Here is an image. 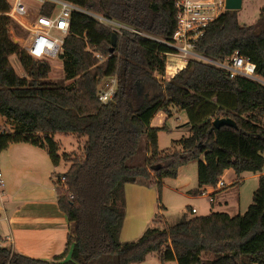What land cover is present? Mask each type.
Listing matches in <instances>:
<instances>
[{"label":"trees","instance_id":"1","mask_svg":"<svg viewBox=\"0 0 264 264\" xmlns=\"http://www.w3.org/2000/svg\"><path fill=\"white\" fill-rule=\"evenodd\" d=\"M67 1L85 12L70 14L58 55L63 78L52 80L49 61L31 57L12 39L15 23L2 13L8 3L0 0V151L24 142L45 150L53 165L65 161L67 169L53 182L58 207L70 223L63 251L50 259L16 252L0 236V264H130L151 252L162 264H264V158L258 154L264 151V84L229 77L210 62L237 51L255 63L264 79V4L251 24L238 21V9H224L195 42V53L204 59L190 57L163 82L166 54L176 52L169 45L177 19L175 0ZM55 10L45 2L40 12ZM89 13L127 28L115 30ZM112 32L117 41L111 52ZM12 54L25 76L14 70ZM112 77L115 92L102 102V85ZM173 108L186 112L189 134L160 149L158 132L166 126L151 121L159 112L170 116ZM221 117L234 120L236 128H215L213 120ZM221 131L246 143L250 153L241 144L219 146L213 136ZM57 133L72 134L84 144L60 154ZM221 148L226 156H213L217 169L204 182L216 187L228 167L237 176L232 185L243 172L258 174L252 202L243 213L211 210L164 227V215L157 214L137 239L120 240L127 183L155 185L160 200L164 178H175L181 166L199 161L204 151Z\"/></svg>","mask_w":264,"mask_h":264},{"label":"rangeland","instance_id":"2","mask_svg":"<svg viewBox=\"0 0 264 264\" xmlns=\"http://www.w3.org/2000/svg\"><path fill=\"white\" fill-rule=\"evenodd\" d=\"M24 1L29 5L32 11H39V0ZM263 4L264 0H242V6L237 12L238 21L245 24L253 23L258 17L259 8ZM10 34L12 39L22 47L27 32L17 25L15 27V24L12 23ZM9 59L16 73L25 76L26 74L19 63L17 55L12 54ZM179 59L177 52L170 53L167 56V76L170 75L171 70L177 65ZM49 63L51 65L49 78L52 80H61L63 78L61 59L56 57L49 60ZM167 76L165 75L163 82H167L172 77L168 78ZM69 82L70 80L66 81V83ZM158 120L159 118L156 114L151 124L153 126L159 125L157 124ZM186 121V112L173 108L172 114L166 119L167 129L158 132V147L160 149H165L170 146L173 139L187 136L189 134V128L188 125H184ZM3 122L4 118L0 117V125H2ZM1 127L2 126H0V128ZM54 138L61 144L60 154L63 151H78L80 150L79 147H82L84 144V139H79L72 134L57 133L54 135ZM213 138L217 141L219 146L224 145V147L236 148L239 146L238 144H241L242 147H240V149H242L244 153H250V151L247 150L246 143L239 140L230 132H215ZM209 154V156H205L207 159L209 158L208 162L213 156L221 160L226 156V152L222 148L220 150H212ZM258 154L264 158V151ZM11 158L12 161L16 163V167L10 165L12 162ZM67 167L68 165L63 159H61L57 165H53L45 150L24 142L10 144L8 148L1 150L0 169L4 180V186H0V206H3L4 209L0 210V221L4 220L6 215L9 217V212L16 203V195L12 193L15 192L17 188L25 186V192L32 186L30 183H50L49 176H52L54 179L58 174L64 172ZM214 169H217L216 165L210 167V172H203L199 161L181 166L175 178L168 177L163 179L160 200L157 199L159 193L155 185L150 186L140 183H127L125 185L126 213L120 232V240L127 241L137 239L143 231L151 225L152 219L157 214L164 215L165 220L160 224V227H164L167 224L177 222L183 216L189 217L192 215L206 214L210 210H221L233 214L237 212L243 213L252 202L253 191L258 185V176L256 177L254 173L251 172H243L241 174L242 179H240L239 183L233 185L231 183L225 184L226 186L224 185L225 187L222 189L207 183L209 188L204 190L203 182L211 175V171H214ZM262 170L264 171V165ZM53 171L54 173L52 174L51 172ZM42 173H44V175ZM183 184H187L189 188L196 187L200 189V191L202 190V192L190 195L191 193L185 190L182 192L178 191L177 187ZM210 188L215 191L214 197H207V191H209ZM18 195L26 196L27 194L23 193ZM226 201L230 208H221L223 206L222 202L224 203ZM158 204L164 205L165 208L158 209ZM192 207L197 210L196 213L190 211ZM259 238L261 239V237ZM0 243H2L1 240ZM6 244L8 245L9 243ZM153 255L154 252L149 253L146 262L142 264H160ZM167 264H177V262L169 261Z\"/></svg>","mask_w":264,"mask_h":264},{"label":"built area","instance_id":"3","mask_svg":"<svg viewBox=\"0 0 264 264\" xmlns=\"http://www.w3.org/2000/svg\"><path fill=\"white\" fill-rule=\"evenodd\" d=\"M8 9L3 14L7 15L15 24L27 32L22 49L31 57L41 60H51L58 57L62 50L64 36L68 32L70 14L73 10L85 12L72 2L67 0H39L40 9L38 12L32 11L24 0H5ZM56 6V10L50 15L41 13V7L45 3ZM176 26L173 32L172 46L179 55L177 65L171 70L169 78L178 70L183 68L190 57L203 58L194 51L195 42L202 35L204 28L214 20L225 8V0H175ZM88 13V12H87ZM98 21L119 30L126 26L107 19L99 14L89 13ZM174 53V52H172ZM170 53H167L168 56ZM204 59V58H203ZM219 67L223 73L229 77L241 76L264 84V79L256 73L255 63L234 51L222 61H211ZM167 66V61H166ZM115 92V78L107 79L102 85L98 98L102 102L109 101ZM61 180H64L61 177ZM223 180L217 182V188L224 187ZM0 186H4V180L0 169ZM3 207L0 206V210ZM195 212V208L191 209Z\"/></svg>","mask_w":264,"mask_h":264},{"label":"crops","instance_id":"4","mask_svg":"<svg viewBox=\"0 0 264 264\" xmlns=\"http://www.w3.org/2000/svg\"><path fill=\"white\" fill-rule=\"evenodd\" d=\"M157 115L159 118L157 123L159 125L157 126L164 125L167 129V114L159 112ZM209 153L210 151L206 150L199 157V163L204 170L214 164L216 159L212 157L208 162L205 155L209 156ZM15 164L16 163L12 161L10 165L12 167H16ZM42 174L44 175V173ZM254 175L256 177L258 176V174ZM49 179L51 182L47 184L37 182L30 183L32 186L25 192V186L17 188L15 192L12 193L16 195V203L13 209L9 212V217L6 215L4 220L0 221V236L6 239V242L12 246L14 251L29 257L50 259L61 253L65 247L67 234L69 232L70 223L67 221L65 214L59 209L57 204V191L53 182V177L49 176ZM219 179L223 180L225 184H229L236 181L237 176L234 170L228 167L221 171ZM207 188H209V186H207V183L204 182L203 189L207 190ZM177 189L181 192L185 190L188 193H191L190 195L196 194L191 191L194 189H197L198 193L202 192V190L200 191V189L196 187L189 188L187 184L180 185ZM207 192V197H214L215 191L211 188ZM23 193L27 195H18ZM211 201L213 202L212 199ZM222 205L223 206L221 208H230L228 207L227 201L224 203L222 202ZM158 209H160L159 204ZM196 212L197 210L195 209L194 213ZM229 214L233 215V213ZM153 256L158 260L155 254ZM147 257L148 255L141 262H134L130 264L145 263ZM168 262L169 261L164 264H167ZM160 264L162 263L160 262Z\"/></svg>","mask_w":264,"mask_h":264},{"label":"water","instance_id":"5","mask_svg":"<svg viewBox=\"0 0 264 264\" xmlns=\"http://www.w3.org/2000/svg\"><path fill=\"white\" fill-rule=\"evenodd\" d=\"M242 6V0H225V8L226 9H240ZM117 41V35L115 32H112L111 34V46L109 50L112 52L114 50V47L116 46ZM226 125L233 128H236V123L234 120L228 117H221V118H215L213 120V126L215 128H220L221 126ZM157 165H153L152 168H157Z\"/></svg>","mask_w":264,"mask_h":264}]
</instances>
